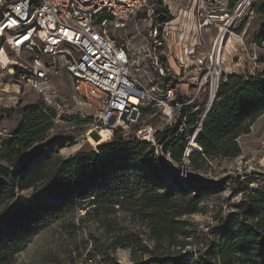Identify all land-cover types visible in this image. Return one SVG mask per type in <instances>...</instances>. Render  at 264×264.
<instances>
[{"label": "trees", "instance_id": "16d2710c", "mask_svg": "<svg viewBox=\"0 0 264 264\" xmlns=\"http://www.w3.org/2000/svg\"><path fill=\"white\" fill-rule=\"evenodd\" d=\"M239 1L227 0L226 8L234 10ZM158 9L161 23L173 20L162 3ZM250 10L263 22L255 43L264 53V0L255 1ZM39 108L11 110L21 117L9 137L0 141V264H13L15 256L52 219L81 207L121 208L127 201L148 219L154 243L147 259L134 264H264V192L248 196L246 204L217 232L204 257L186 256L182 251L187 244L180 240L189 235L187 224L177 219L195 213L192 207L202 201L205 189L193 184L189 176L177 177L165 190L161 172L170 164L180 170L187 142L175 132L158 133L159 142L169 140L164 151L170 152L173 163H166L154 156L148 143H138L127 129L118 128L110 140L64 158L60 150L65 142L47 137L55 126L57 110ZM201 116L200 110L193 113L189 125ZM263 116L264 71L226 76L197 138L201 151L189 158L190 171H202L212 161L241 157V139ZM29 192L28 199L24 194Z\"/></svg>", "mask_w": 264, "mask_h": 264}, {"label": "built area", "instance_id": "2783aa9c", "mask_svg": "<svg viewBox=\"0 0 264 264\" xmlns=\"http://www.w3.org/2000/svg\"><path fill=\"white\" fill-rule=\"evenodd\" d=\"M254 1L240 0L234 10H220V15L206 6L195 10L196 38L211 27L218 31L211 49L195 58V64L190 67L191 61H179L182 69L193 73L192 83L184 84L181 73L173 72L163 58L164 41L171 35L170 23L159 21L158 4L163 0H0L1 80L11 81L18 95L32 90L43 93L63 69L77 96L98 112L93 130L106 132L108 140L115 130L137 124L143 111L150 110L161 127L145 125L137 130L135 140L148 143L156 158L173 163L170 152L164 151L169 140L162 143L157 137L164 131L177 133L187 142L178 166L186 179L190 156L200 152L197 138L207 113L194 125L189 120L199 110L204 93L209 91L208 105L212 97L215 101L222 75L220 45L228 34L235 36L232 27L242 13L249 11V19H255L250 10ZM219 20L223 25L217 24ZM140 21L150 24L142 48L117 46L111 39L109 29H125L134 22L138 28ZM236 38L242 48L243 38ZM8 84L0 83L1 93L7 94Z\"/></svg>", "mask_w": 264, "mask_h": 264}, {"label": "rangeland", "instance_id": "374dc122", "mask_svg": "<svg viewBox=\"0 0 264 264\" xmlns=\"http://www.w3.org/2000/svg\"><path fill=\"white\" fill-rule=\"evenodd\" d=\"M162 4L163 7L168 6L173 17L171 30L182 33L180 29H186L190 41L187 38L184 41L191 42L193 36L196 38L195 10L201 5L220 15V10H227L228 2L163 0ZM242 15L232 27L235 36L228 34L223 40L220 82L232 74L256 75L264 71L263 49L255 43L263 22L257 16L250 20L249 11ZM223 22L219 20L217 24L223 25ZM149 27V23L140 21L138 28L134 22L129 23L125 29H109V33L117 46L129 44L133 50H137L147 43L145 37ZM217 31L215 27L205 30L203 37L197 38V49H211ZM236 35L244 40L242 48ZM175 60L177 63V57ZM2 75L0 73V83H9L11 86L6 87L7 94L0 92V141L9 137L15 129L21 115L10 111L18 107H41L39 109L44 112L50 107L56 108L55 126L47 137L48 140L65 142L60 150V155L64 158L76 155L85 147H95L108 140L102 137V140L96 142L92 139L99 133L92 127L98 112L77 96L70 77L63 69L48 83L43 93L32 90L27 91L26 95L14 93L17 87L11 81H2ZM182 76L181 82L186 83L193 73H182ZM183 92L187 95L186 89ZM208 101L209 91L204 93L198 103L202 116ZM150 124L156 128L161 127L160 119L150 113V110H145L139 122L127 128V133L135 136L139 128ZM240 144L243 152L241 157L233 161H212L199 172L188 171L186 176H190L193 184L204 188L205 195L201 202L192 207L194 214L177 219L187 224L185 231L189 233L180 240L182 244H187L182 254L195 258L204 257L217 238V232L238 213L239 206L246 204L248 196L258 191L264 192V116L253 125L250 134L244 136ZM238 167L241 172L237 171ZM176 170L177 166L170 164L166 171L161 172L165 186L163 189L167 190L173 180L177 181V177L179 180L185 177L181 173L182 169ZM24 195L28 199L31 196L30 192ZM153 247L148 219L143 217L139 208L127 201L121 208L95 211L91 207H81L62 218L50 220L15 256L13 264H134L137 260H146Z\"/></svg>", "mask_w": 264, "mask_h": 264}, {"label": "crops", "instance_id": "0c3cea01", "mask_svg": "<svg viewBox=\"0 0 264 264\" xmlns=\"http://www.w3.org/2000/svg\"><path fill=\"white\" fill-rule=\"evenodd\" d=\"M165 7L168 9L167 5ZM171 22H173V21H171ZM171 22H170V25H171ZM182 29L183 28L180 29V31H182V33H179L177 31L174 32V30L173 31L171 30V35L172 34L173 35L169 36V39L165 40V49L163 50V54L165 55V57H163L164 60L172 68L173 72H175L176 74L181 73V76H182V73L186 74V72H188V70L189 71H192V70L182 69L179 61L187 59L188 61H191L189 63L190 64L189 66L191 67V65L195 64V58L205 55L207 53V51L210 50V48H209L206 51H199V49H197V47H196L197 46V38H195L194 36L192 37L191 42H188V40H187V42L184 41L185 38L189 39V35H187L186 29L184 31ZM188 30L190 32L189 28H188ZM194 30H195V28H194ZM189 41H190V39H189ZM192 53H194V54H192ZM176 57H177V63L175 60ZM182 77L180 78L181 80H182ZM184 80H185V78H184ZM186 83L191 84L192 83V77L189 79V82H186Z\"/></svg>", "mask_w": 264, "mask_h": 264}, {"label": "bare ground", "instance_id": "6f19581e", "mask_svg": "<svg viewBox=\"0 0 264 264\" xmlns=\"http://www.w3.org/2000/svg\"><path fill=\"white\" fill-rule=\"evenodd\" d=\"M224 33H225V30H222V36L224 35ZM221 38L222 37H220V41H221ZM223 46V45H222ZM220 48H222L221 47V45H220ZM1 59L2 60H6V56H5V54L4 53H2V55H1ZM214 96V95H213ZM213 103H214V97H212V99H211V102H210V104L208 105L209 107L206 109V111H205V114L206 113H208L209 112V110H210V108L212 107V105H213ZM97 131V130H96ZM99 132V131H98ZM105 134V135H104ZM104 135V136H103ZM103 137V138H102ZM106 139V138H108L107 137V133L106 132H99V133H97L96 135H94L93 137H92V139L94 140V141H96V142H98L100 139ZM101 139V140H102ZM194 146H195V143H194Z\"/></svg>", "mask_w": 264, "mask_h": 264}, {"label": "water", "instance_id": "95a60500", "mask_svg": "<svg viewBox=\"0 0 264 264\" xmlns=\"http://www.w3.org/2000/svg\"><path fill=\"white\" fill-rule=\"evenodd\" d=\"M211 108H212V107H211ZM210 111H211V109H210ZM210 111H209V112H210ZM209 112L206 114V116H205V120H206V118H207ZM205 120H204V121H205ZM199 151H201V149H199Z\"/></svg>", "mask_w": 264, "mask_h": 264}]
</instances>
